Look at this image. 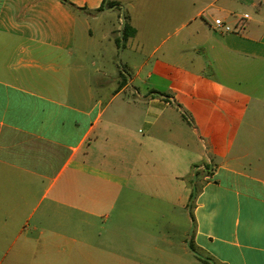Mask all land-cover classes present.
<instances>
[{"label": "crops", "instance_id": "0c3cea01", "mask_svg": "<svg viewBox=\"0 0 264 264\" xmlns=\"http://www.w3.org/2000/svg\"><path fill=\"white\" fill-rule=\"evenodd\" d=\"M65 1L0 0V195L22 184L0 264H264V0H150L136 19L188 24L123 15V66L34 75L26 60H71L79 24L92 39L122 8Z\"/></svg>", "mask_w": 264, "mask_h": 264}, {"label": "rangeland", "instance_id": "374dc122", "mask_svg": "<svg viewBox=\"0 0 264 264\" xmlns=\"http://www.w3.org/2000/svg\"><path fill=\"white\" fill-rule=\"evenodd\" d=\"M116 1L121 4L122 8H120L119 10H114L111 19L108 22L103 21L99 26H97L95 22L92 23V39L88 37L87 30L85 29L84 25L79 24L76 35V42L78 48H81L82 50L77 49L75 51V57H72L71 60H69L67 57H64L65 63L60 62V60L58 59H55V61L52 62L48 60H40L37 57L34 58V62H31L28 59L25 61V63L31 64V67L34 66L40 68H34L33 70H31V73L34 75H41L45 77L61 75L62 73L74 74V68L83 66L84 73L88 74L89 76H96L98 74L97 71L103 68V66L101 65V58L99 56L100 53H104V61L107 68L113 67L117 69L118 67L123 66V63L121 62L122 51L126 45L123 42L121 32L118 31V29H120L121 27L120 18H123V15H126L128 18H133L135 19V21L138 20L139 22H141L140 24L143 25V28L167 27L170 29L168 32H172L175 28L180 27L183 23L185 24L187 22L188 24L189 19L186 16L183 17L184 19H171L169 17L171 11L170 9L166 11V8L162 9L164 12L160 13L156 17H151L147 19L138 17L136 19L137 12H142L145 10L147 11L151 9L158 11L160 10L158 4L153 3L150 0ZM109 30L110 33L105 35V33ZM134 32L135 35L136 30ZM140 32H142L141 28ZM185 32L186 30H182L181 35H184ZM165 37L166 35L163 34L157 35L152 38L151 42L149 43V47L146 51L147 56L151 55L154 52V58H162L165 49L168 48L173 42V40H168L166 43L163 44L162 47H160L163 38ZM157 47L158 49L155 51ZM80 57H82V59H79ZM200 61L201 63L198 65V68L202 69L207 64L206 56H202L200 58ZM66 62L71 63V70H69V66H66ZM20 68L21 66H19L16 61H14L12 69L9 71V73L17 75L18 72L22 70L21 69L20 71H18ZM208 72H210V70H208ZM23 73H30V70L25 69ZM9 184L10 183L6 181L5 186ZM12 186L13 193L11 195H9L6 190L5 193H2V195H0V203L3 202V204L0 206V252L3 251L6 248V245L8 244L5 239L10 238V243L21 229V210L18 209V203H21L22 184L20 182L19 176H13ZM9 200L12 202L13 205V209L10 211V213L8 211ZM7 221L8 225L6 224ZM186 259L195 261V258L186 257ZM199 264L202 263L199 262Z\"/></svg>", "mask_w": 264, "mask_h": 264}, {"label": "trees", "instance_id": "16d2710c", "mask_svg": "<svg viewBox=\"0 0 264 264\" xmlns=\"http://www.w3.org/2000/svg\"><path fill=\"white\" fill-rule=\"evenodd\" d=\"M64 2H66V3H68L67 1H65V0H63ZM73 9H75V6L73 5V4H71V3H68ZM114 3L113 2H111V3H109V1L108 0H105L104 2H103V5L97 10V12H101V11H103V10H105L106 8H108L107 7V5H113ZM135 30L130 26V25H126L125 26V28H124V33H123V42L124 43H126V41L130 38V37H132L133 35H134V32ZM195 196H196V194L193 192L192 193V195H191V197H192V199H194L195 198ZM194 249V248H193Z\"/></svg>", "mask_w": 264, "mask_h": 264}, {"label": "built area", "instance_id": "2783aa9c", "mask_svg": "<svg viewBox=\"0 0 264 264\" xmlns=\"http://www.w3.org/2000/svg\"><path fill=\"white\" fill-rule=\"evenodd\" d=\"M244 24V21H242V24L239 27L233 28L230 25H227L224 21L218 19L214 21V29L224 33L241 34Z\"/></svg>", "mask_w": 264, "mask_h": 264}]
</instances>
